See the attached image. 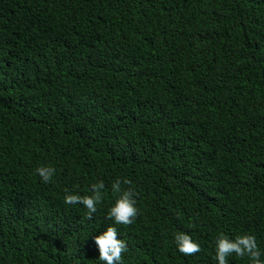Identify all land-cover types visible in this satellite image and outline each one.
<instances>
[{
	"label": "trees",
	"instance_id": "obj_1",
	"mask_svg": "<svg viewBox=\"0 0 264 264\" xmlns=\"http://www.w3.org/2000/svg\"><path fill=\"white\" fill-rule=\"evenodd\" d=\"M99 181L91 220L64 203ZM108 226L123 264H218L221 233L264 251V0H0V264H104Z\"/></svg>",
	"mask_w": 264,
	"mask_h": 264
},
{
	"label": "clouds",
	"instance_id": "obj_2",
	"mask_svg": "<svg viewBox=\"0 0 264 264\" xmlns=\"http://www.w3.org/2000/svg\"><path fill=\"white\" fill-rule=\"evenodd\" d=\"M56 168L51 165H41L35 169L44 184L50 183L56 175ZM122 185H129L123 188ZM132 181L117 179L111 185V192L116 195L115 202L108 209V217L117 225H131L134 223L140 209L137 207L136 190L131 187ZM105 184L103 181L93 183L90 194L80 195L68 191L64 196V203L68 205H83L87 209V218L91 220L97 212V206L103 202ZM118 229L108 226L104 231L94 237L98 248V259L104 264H123L122 253L128 250L127 242L118 238ZM177 250L184 255L199 253L201 245L186 232H177L174 235ZM235 253L239 257L247 256L250 264H264V251L258 245L257 238L253 234L236 236L234 239L221 233L215 242L214 259L218 264H229V257Z\"/></svg>",
	"mask_w": 264,
	"mask_h": 264
}]
</instances>
